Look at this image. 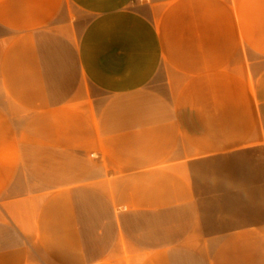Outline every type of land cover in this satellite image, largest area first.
Instances as JSON below:
<instances>
[{"label": "crops", "instance_id": "crops-1", "mask_svg": "<svg viewBox=\"0 0 264 264\" xmlns=\"http://www.w3.org/2000/svg\"><path fill=\"white\" fill-rule=\"evenodd\" d=\"M255 148L264 0H0V264H264L195 185Z\"/></svg>", "mask_w": 264, "mask_h": 264}, {"label": "rangeland", "instance_id": "rangeland-1", "mask_svg": "<svg viewBox=\"0 0 264 264\" xmlns=\"http://www.w3.org/2000/svg\"><path fill=\"white\" fill-rule=\"evenodd\" d=\"M141 1L134 0L135 3ZM194 170L207 232L223 231L264 219L261 148L208 158L200 161Z\"/></svg>", "mask_w": 264, "mask_h": 264}, {"label": "built area", "instance_id": "built-area-1", "mask_svg": "<svg viewBox=\"0 0 264 264\" xmlns=\"http://www.w3.org/2000/svg\"><path fill=\"white\" fill-rule=\"evenodd\" d=\"M134 1V0H133ZM92 156L99 157V154H96L95 151L91 153Z\"/></svg>", "mask_w": 264, "mask_h": 264}]
</instances>
